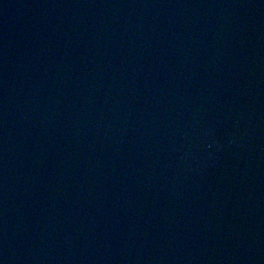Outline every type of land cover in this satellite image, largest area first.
Wrapping results in <instances>:
<instances>
[{
    "label": "water",
    "instance_id": "obj_1",
    "mask_svg": "<svg viewBox=\"0 0 264 264\" xmlns=\"http://www.w3.org/2000/svg\"><path fill=\"white\" fill-rule=\"evenodd\" d=\"M0 264H264V0H0Z\"/></svg>",
    "mask_w": 264,
    "mask_h": 264
}]
</instances>
